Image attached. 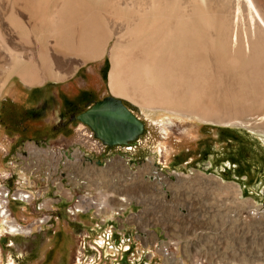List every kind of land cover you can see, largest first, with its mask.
<instances>
[{"label":"rangeland","instance_id":"374dc122","mask_svg":"<svg viewBox=\"0 0 264 264\" xmlns=\"http://www.w3.org/2000/svg\"><path fill=\"white\" fill-rule=\"evenodd\" d=\"M7 9L6 2L0 1V24H5ZM30 28L27 24L22 26V31L24 34L31 33ZM6 31L16 37L11 29ZM105 54L98 61L78 64L64 79L46 78L40 83H27L17 73L6 70L5 61L0 57V98L9 95L30 105L32 100L28 98L26 88L34 86H42L47 91L45 95H56L60 91L72 96L87 89H102L115 95L109 84V49ZM31 55L28 52L27 58ZM129 101L147 116L158 119V130L151 137L147 150L152 160L157 158L171 163L173 154L195 150L204 143L212 144L216 154L223 146H228L220 142L218 133L221 129L234 130L242 137L243 146L231 144L234 149H242L245 156L252 158L264 151V132L258 127L203 122L196 117L149 109ZM46 116L54 119L57 114L49 110ZM256 120L263 118L256 116ZM61 142L56 140L55 145L61 146ZM27 146L28 152L34 148L39 151L35 158L31 157L32 161L37 160L33 162L36 168L29 171L30 167L27 169L21 163L23 156L19 160L25 167L24 172L18 171L15 165L0 162V188L8 182L11 187L16 182L19 185L20 179L29 178L27 171L31 172L36 178L33 177L34 182L30 186L41 194L37 201H43L46 207L37 210L34 203L11 202L12 217L25 224V228H30L33 222L37 223V230L32 236H21L11 230L5 242L0 240V264H111L99 258L95 249L97 244L87 237L91 228L89 215H83L75 228L72 219L65 221L67 215L62 207L67 202L72 203L71 206L89 207L88 210L98 212L99 222L117 220L122 225H135L145 242L153 243L154 250L164 262L162 264H264L263 182L249 187L253 193H244L234 177L222 178V159L214 163L211 173L206 171L210 161L198 163V169L183 165L178 168L179 174L172 176L171 171H162L153 163L137 166L134 170L119 158L105 166L73 165L60 155L56 162H52L42 155L48 149L32 147L33 144ZM17 153H21V149ZM63 171L68 174L66 181L61 176ZM10 172L16 173L15 179L6 182L3 175ZM78 198L85 200V204H80ZM54 207L57 211L53 212ZM100 207L102 211L98 210ZM115 210L120 213L116 215ZM51 212L53 216L61 213L63 228L56 233L49 229L41 231L42 225L47 227L49 221L38 222L49 219ZM5 232L2 229L0 236ZM164 244L171 246L170 258L163 255L161 246Z\"/></svg>","mask_w":264,"mask_h":264},{"label":"bare ground","instance_id":"6f19581e","mask_svg":"<svg viewBox=\"0 0 264 264\" xmlns=\"http://www.w3.org/2000/svg\"><path fill=\"white\" fill-rule=\"evenodd\" d=\"M0 1V57L27 83L64 79L109 49L115 95L264 132V0Z\"/></svg>","mask_w":264,"mask_h":264},{"label":"flooded vegetation","instance_id":"af4514ba","mask_svg":"<svg viewBox=\"0 0 264 264\" xmlns=\"http://www.w3.org/2000/svg\"><path fill=\"white\" fill-rule=\"evenodd\" d=\"M26 90L29 93L28 98L32 100L30 105L9 95L0 98V162L15 165L20 172H24V167H22L19 158L29 156L27 145L33 144L32 147L60 152L63 159L65 157L68 163L73 165L105 166L119 158L125 164L133 167L134 170L137 166L153 163L162 171L164 169L171 171L172 176L179 174L178 168L183 165H190L198 169V163L203 164L210 161V166L206 171L211 173L214 163H218L216 161L222 159L221 164L224 165L222 178L234 177L244 193H253L249 190L251 186L260 185L262 182L264 185V151H260L259 154L250 158V156L243 154L242 149L237 147L234 149L231 142L234 145L238 144V146H243L245 143L234 130L221 129L219 131L220 142L227 143L228 146H223L216 154L212 144L204 143L195 150L173 154L171 163H164L163 160H157V158L152 160L147 152L150 145L149 141L158 130V119L154 120L147 116L140 107L129 100L122 98L127 108L143 123V131L135 139L115 143L104 140L88 120L81 118V115L98 102L111 96L109 92L102 89L100 91L87 89L80 90L72 96H66L60 91L56 95H45L47 91L42 86L28 87ZM49 110L56 112V118L50 119L46 116ZM56 140H61L62 145L56 146ZM18 149H21L19 154L17 153ZM215 155L217 157H214ZM171 164L173 165L170 166ZM15 174L10 172L3 175L6 178L5 181L15 179ZM61 176L63 181L68 179L66 171H63ZM31 177L35 176L31 175ZM7 185L11 186L9 182ZM71 204L67 202L62 207L65 210V215H67L65 221L72 219L74 221L72 223L75 225L73 228H75L79 226L80 222L78 221L83 215H89L91 228L87 232V237L97 244L95 249L96 252H99L101 260H106L111 264L164 263L154 250L153 243L145 242L135 225H122L117 220L99 222L97 220L98 214L94 210L72 212ZM10 207L11 203L9 209ZM57 207L60 209L59 206ZM52 211L57 210L54 207ZM53 212L50 214L47 227L42 225L41 231L49 229L56 233L58 229H61V213L58 212L57 215L53 216ZM114 213L118 215L120 212L115 210ZM132 228L136 229L133 230ZM2 229L6 232L0 236V240L5 242L8 234L12 231H9V228L4 225L0 227V231ZM34 230H37V223L33 222L30 228H25L18 234L32 236L36 232Z\"/></svg>","mask_w":264,"mask_h":264},{"label":"water","instance_id":"95a60500","mask_svg":"<svg viewBox=\"0 0 264 264\" xmlns=\"http://www.w3.org/2000/svg\"><path fill=\"white\" fill-rule=\"evenodd\" d=\"M81 118L88 120L100 136L109 142L132 140L143 131V123L127 108L121 97L113 94L98 102Z\"/></svg>","mask_w":264,"mask_h":264},{"label":"built area","instance_id":"2783aa9c","mask_svg":"<svg viewBox=\"0 0 264 264\" xmlns=\"http://www.w3.org/2000/svg\"><path fill=\"white\" fill-rule=\"evenodd\" d=\"M44 151V150H43ZM39 151L34 148L32 149L30 152H29V156L27 157H22L21 158V163L24 164V166H27V169L28 167H30L29 171L33 170L34 168H36V165H33V161L31 160V157H36L37 154ZM59 152H56L55 150H52V149H48L46 150V153H42V155L44 157H49L51 159L52 162H56L57 161V157L61 155V153ZM48 161V159H47ZM37 162V160H36ZM25 168V167H24ZM25 170V169H24ZM28 172V171H27ZM28 175H29V178L27 180L25 179H20L19 180V185H16L14 187H11V186H8L6 183L4 186H1L0 188V208H1V217H2V222L0 223V227H1V224L6 226L7 228H9L10 230H12L13 232H16V233H19L21 230H23L26 225L23 224L22 222H18L17 220H15L13 217H12V213L9 209V204L11 202H20V203H25V204H29V203H34V206L36 207L37 210H43L44 207H46L45 203L42 201V202H38L37 199L39 198V195L38 193H36L30 186L31 182H34L32 179L33 177H31V175H34L32 174L31 172H28ZM35 176V175H34ZM79 203L80 204H85V200L83 199H79ZM90 209L89 207H78V205H74V206H71V210L72 212H83V211H86ZM99 211H102V208H98ZM98 213V212H97ZM49 219H40L38 222L43 224L44 222H48ZM14 224L16 229H11L10 225L11 224ZM23 227V228H22ZM22 228V229H21ZM162 248V252H163V255L167 258H170L172 256V251H171V246L169 244H164L161 246Z\"/></svg>","mask_w":264,"mask_h":264},{"label":"trees","instance_id":"16d2710c","mask_svg":"<svg viewBox=\"0 0 264 264\" xmlns=\"http://www.w3.org/2000/svg\"><path fill=\"white\" fill-rule=\"evenodd\" d=\"M105 68V67H104Z\"/></svg>","mask_w":264,"mask_h":264}]
</instances>
